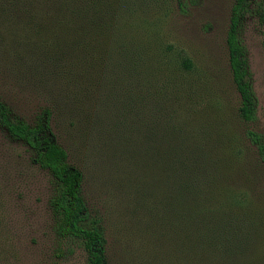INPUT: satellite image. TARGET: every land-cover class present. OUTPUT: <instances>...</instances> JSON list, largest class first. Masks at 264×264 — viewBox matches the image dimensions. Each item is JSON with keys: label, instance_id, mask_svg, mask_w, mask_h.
<instances>
[{"label": "trees", "instance_id": "trees-1", "mask_svg": "<svg viewBox=\"0 0 264 264\" xmlns=\"http://www.w3.org/2000/svg\"><path fill=\"white\" fill-rule=\"evenodd\" d=\"M134 6L0 0V50L45 96L32 125L0 100V128L52 177L55 231L79 243L85 264H264V137L206 131L192 117L191 87L161 71ZM250 14L264 19V0H235L225 38L245 123L257 107L240 39ZM59 117L79 140L94 138L112 215L88 206L84 173L53 129Z\"/></svg>", "mask_w": 264, "mask_h": 264}, {"label": "rangeland", "instance_id": "rangeland-1", "mask_svg": "<svg viewBox=\"0 0 264 264\" xmlns=\"http://www.w3.org/2000/svg\"><path fill=\"white\" fill-rule=\"evenodd\" d=\"M129 1L137 7V15L131 17L140 25L136 32L150 40L149 52L159 57L161 71L166 69L164 73L168 74V70H174V76L179 73L191 87L196 114L192 117L200 120L206 131L225 130L239 135L243 129H250L264 137V19L250 14L240 28L257 100L255 121L245 123L236 117L239 98L225 44L235 0ZM185 59L192 64L188 71L181 65ZM14 61L0 50V100L10 106L14 118L32 125L44 105V92L31 85L27 74L16 70ZM59 118L58 123L53 122V129L84 173L88 206L94 212L97 203L112 215L109 203L104 207L109 200L103 189L107 182L98 176L94 138L86 143L79 140ZM32 157L23 143L0 128V264H85L86 254L79 243L61 238L55 231L50 204L53 180Z\"/></svg>", "mask_w": 264, "mask_h": 264}]
</instances>
